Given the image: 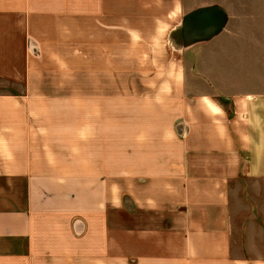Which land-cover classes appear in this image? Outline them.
I'll use <instances>...</instances> for the list:
<instances>
[{"label": "crops", "instance_id": "0c3cea01", "mask_svg": "<svg viewBox=\"0 0 264 264\" xmlns=\"http://www.w3.org/2000/svg\"><path fill=\"white\" fill-rule=\"evenodd\" d=\"M194 12L182 88L83 83ZM0 264H264V0H0Z\"/></svg>", "mask_w": 264, "mask_h": 264}, {"label": "rangeland", "instance_id": "374dc122", "mask_svg": "<svg viewBox=\"0 0 264 264\" xmlns=\"http://www.w3.org/2000/svg\"><path fill=\"white\" fill-rule=\"evenodd\" d=\"M213 29L208 28L207 33L211 34ZM223 29L224 27L216 35L220 34ZM198 32H201L200 28H196V34ZM191 34H193V29L191 30L185 26L164 27L161 32V37H163L161 42L117 43L116 74L114 76L85 74L82 77V81L85 86H91L99 82H114L116 84V94L122 98L125 94L138 96L146 90L148 84L156 81L162 85L180 83L179 85L182 88L187 82V68L183 57L187 55L189 36ZM125 47L127 51H125ZM70 80L71 76L68 78L69 82ZM71 81L79 82L81 77L76 78L75 76V80ZM139 91L142 92L140 93ZM88 93L90 94L91 90ZM117 113L121 114L120 111ZM118 183L119 186L117 185L116 190L120 203L117 201L116 242H138V232L128 233L129 235L124 234V202L128 204V207H126L128 212L131 211L133 214L132 221L137 224L139 223V209L133 204L131 205L129 197L125 198L123 181L118 180ZM128 218H130L129 215Z\"/></svg>", "mask_w": 264, "mask_h": 264}, {"label": "water", "instance_id": "95a60500", "mask_svg": "<svg viewBox=\"0 0 264 264\" xmlns=\"http://www.w3.org/2000/svg\"><path fill=\"white\" fill-rule=\"evenodd\" d=\"M199 14V12H194L192 14H190L189 16L185 17L184 22H183V26L190 28L189 24L191 23V21ZM221 21L220 24L216 27H214V29L212 30L211 34H208L206 39L211 38L212 36L216 35V33H218L223 27H224V23H225V13L224 11H221Z\"/></svg>", "mask_w": 264, "mask_h": 264}]
</instances>
